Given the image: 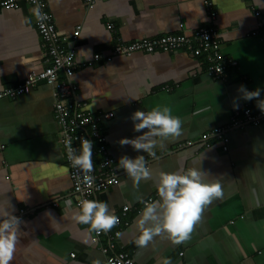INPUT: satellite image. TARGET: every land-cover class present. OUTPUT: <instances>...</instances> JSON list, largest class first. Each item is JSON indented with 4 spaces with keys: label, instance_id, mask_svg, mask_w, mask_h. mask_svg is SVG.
<instances>
[{
    "label": "crops",
    "instance_id": "0c3cea01",
    "mask_svg": "<svg viewBox=\"0 0 264 264\" xmlns=\"http://www.w3.org/2000/svg\"><path fill=\"white\" fill-rule=\"evenodd\" d=\"M44 1L65 45L80 25L73 42L79 66L71 77L77 89L70 101L91 114L112 111L113 117L101 124L110 155L116 163L122 156L145 155L151 169V179L139 188L120 171L117 184L95 193L94 200L107 203L122 220L112 250L127 253L134 264H163L165 259L169 264H264V119L229 127L226 150L216 137L208 146L201 139L227 126L246 104L259 109L256 100L241 98V85L247 91L261 89L264 100V0H210L213 20L205 0H94L92 8L85 0ZM107 22L114 24V32ZM211 25L222 53L236 61L219 79L208 72L205 57L185 50L136 51L84 65L95 53H108L117 40L165 34L191 38L199 27ZM44 66L30 7L18 0L17 7L0 9V91ZM52 91L40 82L27 94L0 97V218L20 220L11 264H105V232L93 242L90 227L74 219L77 207ZM157 106L170 108L182 121V134L157 137L154 157L120 144L142 134L133 131L131 115ZM189 167L218 179L222 198L206 206L189 240L175 244L161 234L138 247L137 222L144 201L159 198L160 174H183ZM126 204L130 210L121 216Z\"/></svg>",
    "mask_w": 264,
    "mask_h": 264
},
{
    "label": "built area",
    "instance_id": "2783aa9c",
    "mask_svg": "<svg viewBox=\"0 0 264 264\" xmlns=\"http://www.w3.org/2000/svg\"><path fill=\"white\" fill-rule=\"evenodd\" d=\"M33 13V22L37 33L41 38V47L45 66L40 71H30L25 76L22 83L15 86H8L0 91V97H14L27 94L38 83L43 82L53 87V116L59 126V142L63 148L64 158L68 167V175L74 195V204L78 208L81 200H94L97 191L105 190L115 185L119 181V172L124 171L119 168L118 163L110 155L107 145L106 136L102 130V122L113 117L112 111L91 114L78 110V107L70 101V97L75 94L76 85L72 82L71 77L79 66L75 60L76 48L74 41L77 40L80 25H77L71 35V43L65 45L66 38L57 34L53 18L46 10V2L44 0H23ZM88 8H92L94 0H85ZM18 6V0H0V9H10ZM209 17L213 20L216 12L211 9L210 0H205ZM107 28L115 31L112 22H107ZM68 42V41H67ZM190 51L193 55H204L207 61V70L215 78H221L227 67L234 66L236 61L224 55L220 49V39L215 25L201 26L192 35L191 38L182 34H165L157 37H142L134 41L123 42L117 40L111 46L106 54L95 53L88 59L84 65H93L100 60H111L112 57L118 55L129 56L136 51L154 52V51ZM170 90L169 87H164ZM264 119V111L260 108L252 110L249 105H245L241 113H235L230 123L225 127H215L209 132L201 135L202 141L206 146L209 145V138L216 137L223 142V150L227 147V137L225 131L231 126L241 125L244 122L258 124ZM81 138L91 141L93 146L92 158L94 170L91 175L94 182L91 186L83 182V173L72 167L68 160L67 148L69 141L73 148H79ZM151 198L144 201H150ZM130 210L129 205H123L121 208V216L127 215ZM119 223L111 232H105L107 244L101 247L102 253L106 255L105 264H134L133 259L125 252L112 250L114 240L120 234L122 224L121 217L116 215ZM103 232L97 233L93 231V242H97ZM112 250L110 254L108 251ZM73 255V254H72Z\"/></svg>",
    "mask_w": 264,
    "mask_h": 264
},
{
    "label": "clouds",
    "instance_id": "9594fccd",
    "mask_svg": "<svg viewBox=\"0 0 264 264\" xmlns=\"http://www.w3.org/2000/svg\"><path fill=\"white\" fill-rule=\"evenodd\" d=\"M244 100H256L257 107L264 111V100L261 89L247 91L241 85L238 89ZM133 131L142 133L134 139H123L122 145H131L134 150L155 156L158 146L157 137H179L182 134V121L173 116L168 107H154L149 111H136L131 117ZM163 147L162 144L159 145ZM68 160L72 167L83 173V182L91 186L94 177L92 160L93 146L91 141L81 138L79 148H73L69 141L67 148ZM118 165L139 188L142 181L151 179L145 155L134 159L122 156ZM209 175L197 167H189L186 173H161L159 176L158 199L145 202L137 222L138 235L135 244L144 247L156 236L164 234L175 244L190 239L194 226L200 222L206 206L223 196L222 185L218 179L209 180ZM68 204L72 202L67 201ZM74 219L88 225L97 233L110 231L119 223L105 202L81 200L75 211ZM19 224L17 217L8 215L0 218V264H11L19 242ZM163 264H169L165 259Z\"/></svg>",
    "mask_w": 264,
    "mask_h": 264
},
{
    "label": "trees",
    "instance_id": "16d2710c",
    "mask_svg": "<svg viewBox=\"0 0 264 264\" xmlns=\"http://www.w3.org/2000/svg\"><path fill=\"white\" fill-rule=\"evenodd\" d=\"M33 24H34V22H33ZM34 27H35V26H34ZM55 29H56V28H55ZM192 56H194V57H201V58L204 57V55H197V56H196V55H193V54H192ZM206 64H207V62H206ZM252 110H253V109H252ZM255 110H256V109H255ZM214 139H215V138H214ZM217 139H218V138H217ZM221 142H222V141H221Z\"/></svg>",
    "mask_w": 264,
    "mask_h": 264
}]
</instances>
